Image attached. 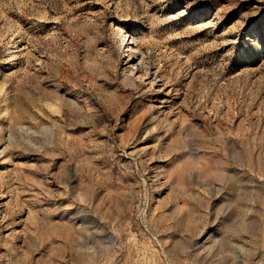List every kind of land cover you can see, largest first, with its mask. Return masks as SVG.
<instances>
[{
    "label": "rangeland",
    "instance_id": "374dc122",
    "mask_svg": "<svg viewBox=\"0 0 264 264\" xmlns=\"http://www.w3.org/2000/svg\"><path fill=\"white\" fill-rule=\"evenodd\" d=\"M0 264H264V0H0Z\"/></svg>",
    "mask_w": 264,
    "mask_h": 264
},
{
    "label": "bare ground",
    "instance_id": "6f19581e",
    "mask_svg": "<svg viewBox=\"0 0 264 264\" xmlns=\"http://www.w3.org/2000/svg\"><path fill=\"white\" fill-rule=\"evenodd\" d=\"M123 33H124V32H123ZM122 36L124 37L123 42H124L125 40H127V38H128V41H129V39H130V37H131L130 35H129V37H127V33H126V34H125V33L122 34ZM128 41H127V42H128Z\"/></svg>",
    "mask_w": 264,
    "mask_h": 264
}]
</instances>
